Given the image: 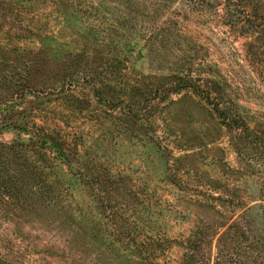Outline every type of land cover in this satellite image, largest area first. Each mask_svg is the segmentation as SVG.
Returning <instances> with one entry per match:
<instances>
[{"label":"rangeland","instance_id":"374dc122","mask_svg":"<svg viewBox=\"0 0 264 264\" xmlns=\"http://www.w3.org/2000/svg\"><path fill=\"white\" fill-rule=\"evenodd\" d=\"M195 1L139 0L121 26L0 0V264H214L258 243L264 264V0ZM111 25L117 47L85 33ZM138 32L160 40L121 52Z\"/></svg>","mask_w":264,"mask_h":264},{"label":"trees","instance_id":"16d2710c","mask_svg":"<svg viewBox=\"0 0 264 264\" xmlns=\"http://www.w3.org/2000/svg\"><path fill=\"white\" fill-rule=\"evenodd\" d=\"M56 1H62V0H56ZM63 1H67L70 5V9H68V12L66 13L68 16H71L72 18L76 19V21H78L81 17H86L87 15H91L96 17L98 20L102 19L103 21H108V17H111V22H113V25L115 24H121V26H127L128 25V16L130 17L133 13V11H135L136 9H140V3L138 2L139 0H76L74 3L73 0H63ZM160 2H162L165 6H168V1L169 0H157ZM204 1L202 0H197L195 1L196 5H201L203 4ZM115 4L118 3L117 5H119L121 8H115L112 7L110 4ZM80 6V9H79ZM140 13H142L141 10H139ZM136 12V11H135ZM118 13V14H117ZM121 18H124L123 21H121ZM101 21V20H100ZM106 28V27H105ZM85 33L87 35V37H89V39H93V41L98 42V44H101L100 48H102V50L104 48H106L107 46H116V42L115 39H113V37H116L119 34V29L115 26H110L109 29H103V31L101 30H97L96 28H91V27H87L85 28ZM105 40H104V37ZM124 36V35H122ZM107 38H109L108 40H106ZM160 40L159 34H155L153 32L148 33V34H144L143 32H138L136 34H131V36H128V38H126L125 42H122V46L121 48L123 52V50H126L127 53L131 50L135 49V43L141 42V41H145V40H150V41H154L156 42V40ZM94 53L95 56H99L100 51L98 48L94 49ZM114 61L122 64L124 62V59L119 55V54H114L113 56ZM191 84L192 82L189 81ZM186 85H184L183 87H179L174 89L173 91L179 92L180 90H182L183 88H185ZM225 113H222V115ZM226 120H230L228 123V126L230 129H238L240 130V123L241 121H237L236 117L234 116L232 118L231 113H227L224 115ZM251 136V134L249 135ZM44 145H42V143L40 144V148L44 149L48 146V141L45 140L43 141ZM48 176V177H47ZM47 179L49 181V179L51 178L49 175H47ZM51 182V181H49ZM46 185L43 186V189L45 188L46 190L48 189V191L46 192V196L47 193H49L50 195L53 196V194H55L54 191H58L59 192V185L56 184H52V183H45ZM49 197V196H47ZM52 198V197H50ZM235 240H233L234 242ZM120 242L118 241V244ZM191 243V242H190ZM235 243V242H234ZM113 244V243H112ZM117 244V246H118ZM114 245V244H113ZM260 246V243H258L256 246L252 245L251 249L252 251H250L249 249H246L244 247L239 246V249L235 252V253H224L221 254L222 252L219 253V255L216 258V261L214 262V264H263L262 261L260 262L259 257H261V252L259 251L260 249H258V247ZM188 260H189V264H197V258H195L194 255H187ZM262 258V257H261Z\"/></svg>","mask_w":264,"mask_h":264},{"label":"water","instance_id":"95a60500","mask_svg":"<svg viewBox=\"0 0 264 264\" xmlns=\"http://www.w3.org/2000/svg\"><path fill=\"white\" fill-rule=\"evenodd\" d=\"M142 58V55H137L136 57H134L133 55H130V61L132 63H135L137 60H140Z\"/></svg>","mask_w":264,"mask_h":264}]
</instances>
